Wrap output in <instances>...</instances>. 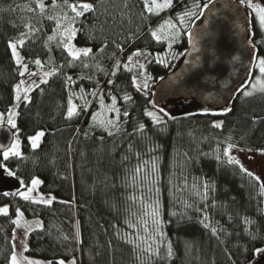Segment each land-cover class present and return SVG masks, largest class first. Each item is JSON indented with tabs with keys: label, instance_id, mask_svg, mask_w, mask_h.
<instances>
[{
	"label": "trees",
	"instance_id": "trees-1",
	"mask_svg": "<svg viewBox=\"0 0 264 264\" xmlns=\"http://www.w3.org/2000/svg\"><path fill=\"white\" fill-rule=\"evenodd\" d=\"M62 1L94 8L75 23L74 42L91 50L88 57L73 60L60 41L50 42L54 21L37 15L33 0H0L4 121L22 78L11 45H17L28 69L36 61L51 69L18 103L14 137L20 153L1 162L19 191L38 178V191L54 198L45 205L22 199L18 190L0 192V207L9 210L0 215V264H12L18 212L41 222L26 235L25 255L52 262L251 264L262 257L257 255L264 248L261 183L216 153L226 145L264 151V89L248 95L239 88L227 106L213 112L164 111L159 123L148 115L156 107L152 91L141 92L134 84L146 74L154 87L176 67L191 28L214 0H173L160 14L149 11L145 0L46 3ZM180 15L184 24L177 20ZM164 20L178 29L175 40L162 35ZM247 21L253 55L264 60V28L252 17ZM137 52L148 55L146 64L128 67ZM71 103L76 114L69 118ZM103 107L110 108L112 121L93 124ZM38 132H43L41 142L32 148L28 139ZM143 198L156 207L162 235L151 249L132 240L129 226L138 221Z\"/></svg>",
	"mask_w": 264,
	"mask_h": 264
},
{
	"label": "rangeland",
	"instance_id": "rangeland-1",
	"mask_svg": "<svg viewBox=\"0 0 264 264\" xmlns=\"http://www.w3.org/2000/svg\"><path fill=\"white\" fill-rule=\"evenodd\" d=\"M33 1L35 3L37 15L50 16L54 21L52 34L49 38L50 42L56 40L60 41L59 43L64 46L67 53L69 45H71V47L76 50H88V47L79 46L74 42L72 32L76 31L75 23L77 18L75 17V13L71 11V8L69 6L89 3L62 1L47 4L46 0ZM172 2L173 0H145V5L147 9L152 13L160 14V12L166 11L169 8L162 6L164 4H170L171 6ZM39 4H42L43 8H40L38 6ZM240 4L244 7L247 13V19L250 20V18L252 17L258 25L264 28V24L261 23V15H264V13H261L259 11L260 9H264V0H241ZM77 10L83 13V9L78 8ZM177 20L184 24L185 15L178 16ZM160 25L162 28V35H164L166 38L170 40H175L178 37L179 31L172 21L164 20ZM13 45H15L16 55H14V53L12 54L14 56L15 61L21 65L22 78L15 86V105L13 109L9 112L8 118L5 121L2 114L0 113V125L8 126L13 133V140L9 148L4 151H0V192L3 190H18V195L21 198L31 192V198L27 201L39 200L40 203L38 204L49 205L54 201V198L50 195L41 194L38 191V187L40 185V180L38 178L32 180L27 190L19 191L20 184L13 178L12 174L8 175V173L10 172L7 170L6 167L2 165L1 162V160L4 159L5 153H11L14 150L20 153L19 142L16 137H14V135L16 134V129L12 126L15 125L14 115L18 103L26 100L28 98L29 92L32 91L35 87H37L40 83H42L48 77L51 71V69L45 68L43 64H41L39 61H36L34 69H28L26 65L22 62L21 57L18 54L17 45ZM11 50L13 52L12 47ZM130 59L132 60V63L128 64V67H143L148 60V55L142 54L139 57L133 55ZM260 60L263 59L256 55H253L251 63L252 70L249 71L250 73L248 72V74H246L242 83L238 86L237 90L241 88L245 90V93H250L253 91L264 89V73H261L260 71ZM33 73H35V75H33ZM134 84L136 88L141 92H153V85L151 83V79L146 74H143L142 76L134 79ZM73 108L76 109V106L74 103H71V111ZM220 109H215L208 104L199 103L194 98L179 97L169 98L165 100L163 103L157 105L155 109H152L149 113L153 114L151 117L154 121H156L153 117L160 119V114L164 113V111H171L174 114H182L193 112H213ZM111 114L112 113L110 111V108L103 107L95 113L93 117V124L95 123L98 126H104L106 124H109L112 121L110 117ZM41 134H43V132H38L35 135L29 137L28 140L32 148L38 147L43 136ZM38 136L40 137V139L35 145H33L32 141L35 140ZM216 154L218 155V157L223 158L230 163L238 165L243 171L251 173V175L256 177L261 183V187L264 193L263 150H244L234 145H226L225 147L219 149ZM33 181H39V184L36 185L35 188H33ZM146 200L147 198L140 199V201L143 203V207H140L141 211L140 213H138V221H135L134 223L132 222L131 224H129V226L132 227V230L134 232L132 240L134 242L139 241L140 243H143L144 246L151 249L153 248V246H157L160 243L162 235L160 227L158 225L159 216L156 207H154L153 204L149 206ZM4 208H7V206L0 207V210H3ZM14 221H19V224H14L13 228V253L10 259L11 263L12 257L15 256L17 264H73V262L77 264L75 259L69 261L52 262L45 259L31 258L26 256V235L31 229L41 226V222L37 218L28 219L21 212L17 213ZM262 257L256 258L251 264H264V254L262 255Z\"/></svg>",
	"mask_w": 264,
	"mask_h": 264
},
{
	"label": "water",
	"instance_id": "water-1",
	"mask_svg": "<svg viewBox=\"0 0 264 264\" xmlns=\"http://www.w3.org/2000/svg\"><path fill=\"white\" fill-rule=\"evenodd\" d=\"M247 13L234 0H214L191 28L178 64L153 87L157 106L169 98H194L215 109L227 106L248 74L253 49L247 41ZM13 133L0 125V151L11 145Z\"/></svg>",
	"mask_w": 264,
	"mask_h": 264
},
{
	"label": "snow or ice",
	"instance_id": "snow-or-ice-1",
	"mask_svg": "<svg viewBox=\"0 0 264 264\" xmlns=\"http://www.w3.org/2000/svg\"><path fill=\"white\" fill-rule=\"evenodd\" d=\"M38 6L40 8H43L42 4H39ZM69 7L71 8V11L75 13V17L76 18L81 17L83 13H91V12L94 11V8L92 7V5H89V4L70 5ZM158 7H160V6H158ZM162 7H170V4H164ZM78 8L83 9V13L81 11H78L77 10ZM259 11L261 13H264V9H260ZM261 23L264 24V15H261ZM72 37L73 38L75 37V32H72ZM11 47L13 49L14 55H16V53H15V45H12ZM67 50H68V53L72 57L73 60H79L82 56L83 57H88L89 55H91V50L90 49H88V50H76V49L72 48L71 45H69ZM101 51H103V49H101ZM134 55L136 57H139L142 54L140 52H137ZM37 63H39V62H37ZM131 63H132V60L130 59L129 60V64H131ZM259 64H260L261 73H264V60H260ZM120 67H121L120 64L116 65L117 69H119ZM126 70L131 71L130 68H128ZM33 75H35V73H33ZM113 75H115V72L113 73ZM247 94L251 95L252 93H247ZM114 105H115V99H113V109L116 111L117 115H119V111L114 108ZM75 114H76L75 108H73L72 111L69 112V118H71ZM148 115L152 116L153 114L149 113ZM164 115L167 116V113H164ZM153 118L159 123L163 122L159 118H156V117H153ZM12 126L15 127V125H12ZM113 127H115V124H113ZM214 127H220V125H214ZM140 131H144L143 127H141ZM41 135H43V134H41ZM39 139H40V137L38 136L35 140H33L32 141L33 145H35ZM17 148H18V145H17ZM9 155L18 156L19 152L14 150L11 153H5L4 154V159L7 160L9 158ZM137 171H139V169H137ZM8 175H11V173H8ZM249 175H251V173H249ZM38 184H39V181H33V188H35V186L38 185ZM22 198L25 199V200L30 199L31 198V192H29L28 195L23 196ZM32 202L33 203H40L39 200H33ZM8 214H9V210L7 208H4L3 210H0V215L7 216ZM13 223L14 224H19V221H13ZM25 251H27L26 248H25ZM259 254H264V249L259 250L257 255H259ZM12 264H17V260H16L15 256L12 257ZM73 264H75V262H73Z\"/></svg>",
	"mask_w": 264,
	"mask_h": 264
},
{
	"label": "flooded vegetation",
	"instance_id": "flooded-vegetation-1",
	"mask_svg": "<svg viewBox=\"0 0 264 264\" xmlns=\"http://www.w3.org/2000/svg\"><path fill=\"white\" fill-rule=\"evenodd\" d=\"M252 70V64H251V67H250V70L249 71H251ZM250 73V72H249Z\"/></svg>",
	"mask_w": 264,
	"mask_h": 264
}]
</instances>
